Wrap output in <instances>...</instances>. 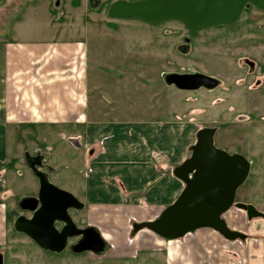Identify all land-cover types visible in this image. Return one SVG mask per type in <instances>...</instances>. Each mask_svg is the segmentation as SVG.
I'll return each mask as SVG.
<instances>
[{"label":"rangeland","instance_id":"rangeland-1","mask_svg":"<svg viewBox=\"0 0 264 264\" xmlns=\"http://www.w3.org/2000/svg\"><path fill=\"white\" fill-rule=\"evenodd\" d=\"M89 1L0 0V22L6 23L11 8L12 16L19 18L27 6L42 4L55 24L65 26L63 39L84 41L89 110L92 108L95 119L80 125L8 127V157L10 161L15 158L16 164L6 167L4 173L9 192L4 198L7 236L0 247L3 264H138L141 260L164 264L165 251L173 245H179V251L194 245H228L207 229L168 242L148 230L133 233L131 226L154 220L171 204L166 189L169 178L173 179L174 197L183 188L172 171L190 156L201 128H216L214 145L228 153L238 152L250 162L235 203L250 204L264 214V12L250 6L233 25L190 37L174 21L153 25L109 19L107 9L115 0H98L94 9ZM40 16L33 33L2 26L0 35L16 40L60 38L56 28L49 31ZM185 44L189 50L178 51ZM169 72H200L220 83L209 91H179L163 82L162 75ZM20 131L21 139L16 135ZM74 138L79 149L73 147ZM25 153L47 155L41 172L84 205L80 211L70 210V217L80 228L89 224L99 232L105 230L109 251L95 255L65 249L57 254L14 231L17 216L30 217L19 210L18 201L36 196L39 188L24 163ZM152 193L157 198H149ZM156 199L166 202H154ZM223 219L229 229L245 234L246 239L237 240L236 245L264 241L263 218L248 220L243 210L232 207ZM122 247L126 252L120 254ZM204 254L196 253L195 261ZM171 263H176L175 258Z\"/></svg>","mask_w":264,"mask_h":264},{"label":"water","instance_id":"water-1","mask_svg":"<svg viewBox=\"0 0 264 264\" xmlns=\"http://www.w3.org/2000/svg\"><path fill=\"white\" fill-rule=\"evenodd\" d=\"M98 5V0L89 1L93 9ZM250 6L264 12V0H115L108 6L107 17L112 20L134 19L153 25L174 21L194 37L204 30L233 25ZM177 49L186 53L189 45ZM162 79L167 86L190 92L214 90L220 83L200 72H169L164 73ZM215 133L216 128H201L196 132L190 156L172 171L183 183L181 192L154 220L133 223V233L148 230L163 240L175 241L197 230L209 229L227 241H243L245 234L229 229L223 215L235 207L243 210L248 220L264 219V214L252 205L234 202L237 190L247 179L250 162L239 153L217 148L213 143ZM24 158L25 165L37 178L39 188L36 197H23L18 201L19 210L32 215L17 216L12 225L14 231L27 236L39 248L57 254L65 250L69 238L81 236L69 248L71 253L102 255L107 243L99 231L92 226L78 229L69 215V210H82L83 203L49 182L47 175L40 170L41 156L25 154ZM57 222L64 224L61 230L55 228ZM0 264H3L1 254Z\"/></svg>","mask_w":264,"mask_h":264},{"label":"crops","instance_id":"crops-1","mask_svg":"<svg viewBox=\"0 0 264 264\" xmlns=\"http://www.w3.org/2000/svg\"><path fill=\"white\" fill-rule=\"evenodd\" d=\"M8 11L6 23L0 22V27H10L13 32L20 28L28 29V32L33 33L35 20L37 16L41 15L42 23L47 24L49 31L56 28V33L59 32L60 38L16 40L0 35V247L4 244L7 236L4 198L9 191L6 190L4 173L6 167L16 164L15 158L10 161L8 157L6 139L8 127L14 126L15 130L23 125L56 127L69 124H90L95 120L92 108L89 110L88 57L84 41L63 39L61 34L65 33L66 30L63 28L65 26L55 24L52 20L53 15L42 4L27 6L19 18L12 16V8ZM16 135L21 139V131ZM74 141L77 142V139H71L73 147L79 149V143L75 144ZM34 155L41 156L42 162L47 156L45 153L44 155L36 153ZM89 155L92 156L93 152L90 151ZM104 162L108 169V163L106 160ZM178 183L183 185L180 180ZM173 185V179L169 178L166 189L169 188L171 203L175 201L182 190L181 187L174 197ZM149 198H157V195L152 193ZM153 201L166 202L163 199ZM104 232L105 230H102L99 233L107 241ZM218 236L221 240L224 239L219 234ZM226 242L228 245L216 242L215 246L208 244L209 246L202 248V245H198V247L194 245L180 251L179 245H173L166 249L163 263L172 264L171 260L175 258V264H264L263 240L257 245L247 243L244 246L236 245V241ZM108 246L110 249V245ZM200 246L202 249L199 248ZM221 248L234 254H225ZM169 250L171 251L170 256ZM188 251L189 253H187ZM124 252L126 250L122 247L119 253ZM205 252H209V254L205 255ZM196 253H203L204 256H201L203 259L197 258L195 261ZM169 257L171 258L169 259ZM146 263L141 260L138 264Z\"/></svg>","mask_w":264,"mask_h":264},{"label":"flooded vegetation","instance_id":"flooded-vegetation-1","mask_svg":"<svg viewBox=\"0 0 264 264\" xmlns=\"http://www.w3.org/2000/svg\"><path fill=\"white\" fill-rule=\"evenodd\" d=\"M245 10V9H244ZM37 155H33L32 157H36ZM24 163H26L25 161H24ZM36 196H37V194H36ZM36 196H34V197H36ZM234 202H235V200H234ZM70 211V210H69ZM258 211V210H257ZM262 213V212H261ZM30 214V216L32 215L31 213H29ZM74 222V221H73ZM63 223H60V222H57V223H55V228L57 229V230H61V228L63 227ZM76 225V224H75ZM77 226V225H76ZM88 226H90L89 224L88 225H85L84 227H78L77 226V228L78 229H84V228H86V227H88ZM80 238H81V236H78V237H75V238H69L68 239V242H69V240H71V239H74L75 241H74V243L73 244H68V242H67V246H66V248L65 249H67V251L68 252H70L69 251V248L72 246V245H74L75 243H77L79 240H80ZM235 241H237V240H235ZM240 241V240H239ZM244 241V240H243ZM109 250V246H108V244H107V249L105 250V252L102 254V255H104L107 251ZM85 253H88V254H92L91 252H85Z\"/></svg>","mask_w":264,"mask_h":264}]
</instances>
